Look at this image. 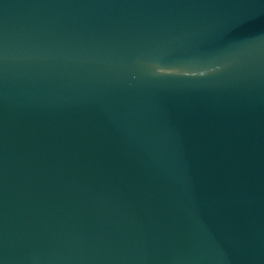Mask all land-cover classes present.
I'll return each mask as SVG.
<instances>
[{"label":"water","instance_id":"1","mask_svg":"<svg viewBox=\"0 0 264 264\" xmlns=\"http://www.w3.org/2000/svg\"><path fill=\"white\" fill-rule=\"evenodd\" d=\"M0 264H264V0H0Z\"/></svg>","mask_w":264,"mask_h":264}]
</instances>
